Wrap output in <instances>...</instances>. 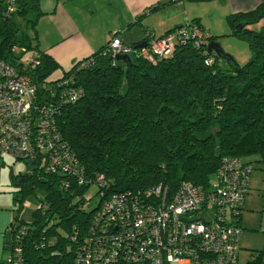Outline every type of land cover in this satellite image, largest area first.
I'll return each instance as SVG.
<instances>
[{"label": "trees", "instance_id": "obj_1", "mask_svg": "<svg viewBox=\"0 0 264 264\" xmlns=\"http://www.w3.org/2000/svg\"><path fill=\"white\" fill-rule=\"evenodd\" d=\"M41 13L39 0H15L9 14L0 8V59L34 83L71 78L64 91L58 88L52 97L59 106L57 126L85 166L86 176H105L109 182L105 194L157 184L173 192L182 181L208 187L222 156L264 158V26L258 31L247 27L264 15V1L250 11L227 16L231 33L245 38L252 51L243 65L229 55L228 65L221 66L222 58L207 50L216 40L212 35L199 46L191 41L177 44L172 55L155 62L134 53L129 55L131 63L102 54L108 40L55 80L47 76L59 64L37 47ZM191 22L204 30L196 19ZM23 49L30 51L31 61L22 60ZM209 57L212 62L206 64ZM89 59L95 63L80 65ZM69 88L80 91L73 102H65ZM38 94L41 98L44 90L39 88ZM11 179L17 186L13 196L17 212L28 193H41V202L47 205L44 211L37 208L29 222L14 218L25 226L23 264H77V241L71 235L80 239L101 198L89 209L91 198L86 200L85 194L90 185L47 171L39 158L31 160L28 172H11ZM262 256L263 252L248 264H260Z\"/></svg>", "mask_w": 264, "mask_h": 264}, {"label": "built area", "instance_id": "obj_2", "mask_svg": "<svg viewBox=\"0 0 264 264\" xmlns=\"http://www.w3.org/2000/svg\"><path fill=\"white\" fill-rule=\"evenodd\" d=\"M0 8L5 14L13 12L15 0L0 2ZM208 36L190 22L149 37L145 46L135 49L113 34L102 54L115 57L134 53L155 62L157 57L172 55L177 44L191 41L199 46ZM26 55L22 60L31 61V54ZM211 62V57L205 59L206 64ZM94 63L89 59L80 65ZM70 80L34 83L0 59V168L4 155L29 161L39 158L49 172L74 176L78 184L98 186L101 201L90 225L80 239L76 233L71 235L77 241V264H242L239 215L253 165L239 156L224 155L208 187L182 181L173 192L157 184L105 194L103 189L109 184L105 176H86L85 166L57 126L59 106L53 98ZM39 88L44 90L41 98L47 99L40 98ZM79 93L75 88L67 89L65 102L75 101ZM39 208L46 210V203L41 202ZM24 228L15 222L10 226L13 237L9 264H23Z\"/></svg>", "mask_w": 264, "mask_h": 264}, {"label": "crops", "instance_id": "obj_3", "mask_svg": "<svg viewBox=\"0 0 264 264\" xmlns=\"http://www.w3.org/2000/svg\"><path fill=\"white\" fill-rule=\"evenodd\" d=\"M263 1L205 3L215 4V9H221L223 14H232L250 11ZM190 5L179 0H39L42 13L36 22L37 47L60 67L70 63L71 68L73 63L97 52L113 34L126 45L135 46L196 19L203 28H208L204 31L209 36H218L211 24L204 25L202 16ZM214 14L212 10L210 20ZM245 160L252 163L253 170L239 218L242 229L239 261L242 264L254 260L264 247V158L252 155ZM13 196L9 208L0 203V264H9L13 237L10 226L19 216ZM262 257L260 264H264Z\"/></svg>", "mask_w": 264, "mask_h": 264}, {"label": "rangeland", "instance_id": "obj_4", "mask_svg": "<svg viewBox=\"0 0 264 264\" xmlns=\"http://www.w3.org/2000/svg\"><path fill=\"white\" fill-rule=\"evenodd\" d=\"M213 1V0H211ZM208 1L202 2H185L187 4H191L195 11H198L199 14L202 16L204 25H208L207 23L211 24L214 31L218 34L216 40L219 42L220 46L223 50L228 54L231 55L232 58L239 64L243 65L247 63L252 55L251 48L247 40L243 37L233 35L231 33L232 28L227 21L228 14H223L221 9H215V4L205 3ZM218 2V1H217ZM260 4V3H259ZM215 10V14L213 15L212 19L210 20V12ZM264 26V15L255 23L248 25V28H251L255 31L260 30ZM203 28V27H202ZM208 29V28H203ZM208 31V30H207ZM206 31V32H207ZM29 50L25 52L26 55L29 56ZM173 54V53H172ZM219 64L221 66H227V62L225 59H219ZM70 68V63L66 64L62 67H59L57 70H54L47 76V80H55L62 76L63 72ZM31 168V161L29 160H21V159H14V157L9 155H4V160L0 168V203H4L3 206L10 207L12 202V194L17 191V186L12 183L11 179V172L14 174L25 173L28 172ZM18 196L21 198L22 194L18 193ZM42 194L38 193L37 196L28 193L23 196L24 202L22 207L19 211V217L23 222L31 221L33 217V212L39 208L41 204ZM41 197V198H40ZM85 197L87 199L91 198V205L90 208H95L98 201H99V194H98V187L95 184L90 185L87 189ZM6 203V204H5ZM62 233L61 230H59ZM70 249V245L67 246ZM244 260V258L242 257Z\"/></svg>", "mask_w": 264, "mask_h": 264}, {"label": "water", "instance_id": "obj_5", "mask_svg": "<svg viewBox=\"0 0 264 264\" xmlns=\"http://www.w3.org/2000/svg\"><path fill=\"white\" fill-rule=\"evenodd\" d=\"M145 45H146V40L136 44L135 48H140ZM207 50H208V53H211L213 51L219 58L226 59V60L231 59L230 57L231 55L229 56L227 53H225L217 42H209L207 45ZM114 59L123 61L125 63H131V58L129 55H116ZM75 231H76V228H75Z\"/></svg>", "mask_w": 264, "mask_h": 264}]
</instances>
